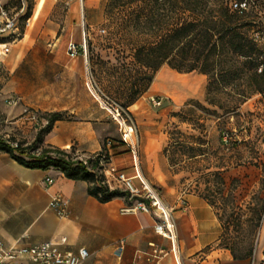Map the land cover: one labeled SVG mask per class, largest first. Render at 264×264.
Returning <instances> with one entry per match:
<instances>
[{
    "label": "crops",
    "instance_id": "crops-1",
    "mask_svg": "<svg viewBox=\"0 0 264 264\" xmlns=\"http://www.w3.org/2000/svg\"><path fill=\"white\" fill-rule=\"evenodd\" d=\"M63 0H32V9L26 16V0L18 9L13 0H2L8 8L19 12L22 38L11 45L10 53L0 62V123L11 141L23 147L30 145L46 124V116L61 113L63 117L43 135V147L65 151L73 159L86 161L102 150L110 155V165L123 172L140 186L149 167L143 161L158 158L160 145L136 140V154L123 143L121 126L92 96L86 75L90 70L88 51L81 47L85 30L79 22L67 21L58 15V3ZM76 44L79 53L70 57L68 43ZM87 44V43H86ZM168 71L162 68L154 77L151 88L167 89ZM166 81L156 86L157 78ZM156 95H148L155 97ZM18 99L8 105L7 99ZM157 97V96H156ZM163 98V97H162ZM150 102V101H149ZM149 106L153 107L151 103ZM137 112L149 111L142 101ZM155 108V107H153ZM31 112L42 118L40 126L29 119ZM126 137L134 145L128 127ZM134 132V131H133ZM134 134V133H133ZM105 145V147H104ZM111 145L115 148L112 150ZM117 154H114V152ZM27 159L26 155L22 156ZM53 183L47 184L46 179ZM88 183L66 178L58 170L27 168L0 150V241L5 247L33 246L43 242L58 245L61 253L85 248L89 257L82 264H131L137 251H149L150 243L161 245L167 254L159 264H237L229 250L218 245L219 223L210 205L197 194L184 196L166 185L159 194L170 210L176 225V244H171L154 232L151 214L127 212L128 202L114 198L100 203L87 192ZM55 196L65 202L66 216L59 217L49 203ZM188 207L183 209L179 199ZM124 241L121 258L114 255L118 241Z\"/></svg>",
    "mask_w": 264,
    "mask_h": 264
},
{
    "label": "rangeland",
    "instance_id": "rangeland-1",
    "mask_svg": "<svg viewBox=\"0 0 264 264\" xmlns=\"http://www.w3.org/2000/svg\"><path fill=\"white\" fill-rule=\"evenodd\" d=\"M107 1L63 0L58 3V15L79 22L85 30L95 87L126 107L137 85V64L128 35L105 16ZM248 1L243 17L250 19L249 34L257 48L264 50V34L258 30L264 27V0ZM32 4V0H26V9L31 10ZM11 5L18 9L22 3L13 0ZM162 68L168 71L167 89L151 88L150 92L151 83L129 105L142 101L149 111L126 109L130 115L128 125L139 145L146 140L151 146L160 145L158 158L149 162L142 160L139 148L141 166L149 167L146 179L160 193L168 185L182 196L194 193L202 197L218 220V245L228 250L226 247L236 242L239 251L252 242V256L237 264H264V211L253 233L257 210L264 205V92L243 100L234 92L238 84L245 82L238 76L219 75L229 80V86L219 90L213 85L207 91L210 75L198 70L178 73L164 64L154 77ZM165 83L158 77L155 85L164 87ZM150 94L162 99L159 107L149 106ZM106 160L104 169L111 162L108 156ZM105 179L111 185L118 184L110 174ZM133 184L139 187L135 181Z\"/></svg>",
    "mask_w": 264,
    "mask_h": 264
},
{
    "label": "trees",
    "instance_id": "trees-1",
    "mask_svg": "<svg viewBox=\"0 0 264 264\" xmlns=\"http://www.w3.org/2000/svg\"><path fill=\"white\" fill-rule=\"evenodd\" d=\"M242 3L244 8H232L234 4ZM248 3V0H108L105 16L128 35L137 64L134 79L137 85L135 83V91L128 98L126 107L149 88L155 73L164 64L178 73L198 70L210 75L212 79L207 91L213 85L219 90L229 86V80L218 78L220 75L244 79L245 82L234 89L243 100L253 93L264 92V50L257 48L256 40L247 29L252 24L250 19H245L247 15L243 17ZM28 14L29 10L26 16ZM258 30L264 34V27ZM147 35L151 38L143 39ZM87 51L89 56V44ZM62 117L61 113L48 114L46 126L30 145L23 147L18 142H10L11 139L0 140V150L27 168H53L68 179L87 182L88 194L100 203L114 198L127 201L129 194L126 191L117 186L111 188L106 183L103 164L107 156L110 159L108 153L102 150L97 156L82 161L60 149L40 147L43 135ZM110 148L114 150L115 146ZM262 211L264 205L257 210L253 233L259 228ZM252 246L251 242L238 251L237 243L232 242L226 248L234 260L241 261L252 256Z\"/></svg>",
    "mask_w": 264,
    "mask_h": 264
},
{
    "label": "built area",
    "instance_id": "built-area-1",
    "mask_svg": "<svg viewBox=\"0 0 264 264\" xmlns=\"http://www.w3.org/2000/svg\"><path fill=\"white\" fill-rule=\"evenodd\" d=\"M244 8L242 5L234 4L232 8ZM19 12L13 8H8L0 0V62L10 53L11 45L19 41L23 36V31L20 26ZM81 50L83 54H86L87 44L86 41H82ZM67 52L70 57H76L79 50L76 44L70 42L67 45ZM88 88L92 93V96L98 101V103L105 108L111 115V117L122 128V141L128 147L129 151L136 154V141L132 145L127 139L125 127H128L131 134H133V128L128 125L130 115L128 111L124 110L113 100L109 99L93 84V75L89 70L86 75ZM153 107H159L162 104V99L158 97H150L149 99ZM18 99L11 97L7 99L8 105H16ZM29 119L36 126L42 124V118L36 112H31L28 116ZM0 123V140L7 141L6 136L1 134ZM135 138V137H134ZM136 140V138H135ZM13 147L16 144H12ZM103 174L106 178V174L115 176L118 184L111 185L106 179V183L112 187H119L126 191L129 196L127 198L128 206L124 211H141L143 213L151 214L154 219L153 229L154 232L166 239L171 244V250L174 251L176 244V225L170 210L164 205L161 200V196L156 188L140 180V186L137 187L133 184L132 179L127 176L123 171L116 169L109 163V168L103 170ZM47 184H52L53 179L47 178ZM179 205L181 208L186 209L188 207L187 202L184 199H179ZM49 206L55 211L59 217L66 216L65 202L60 196H55L51 199ZM124 241H118L114 255L117 258H121L124 252ZM149 251H137L134 254L131 264H159L160 260L167 254V250L161 245L155 243L149 244ZM89 257V252L85 248H79L76 252L61 253L58 245L52 242H43L33 246H21V247H5L0 241V264H82Z\"/></svg>",
    "mask_w": 264,
    "mask_h": 264
},
{
    "label": "bare ground",
    "instance_id": "bare-ground-1",
    "mask_svg": "<svg viewBox=\"0 0 264 264\" xmlns=\"http://www.w3.org/2000/svg\"><path fill=\"white\" fill-rule=\"evenodd\" d=\"M144 180V179H143ZM144 182L146 183V181L144 180ZM147 184V183H146Z\"/></svg>",
    "mask_w": 264,
    "mask_h": 264
}]
</instances>
